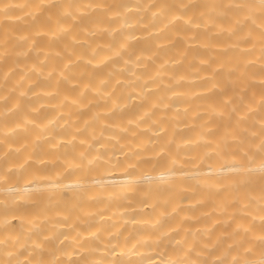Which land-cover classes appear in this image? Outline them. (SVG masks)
<instances>
[{"label": "bare ground", "instance_id": "bare-ground-1", "mask_svg": "<svg viewBox=\"0 0 264 264\" xmlns=\"http://www.w3.org/2000/svg\"><path fill=\"white\" fill-rule=\"evenodd\" d=\"M0 264H264V0H0Z\"/></svg>", "mask_w": 264, "mask_h": 264}]
</instances>
